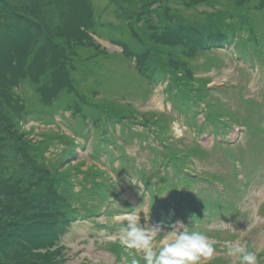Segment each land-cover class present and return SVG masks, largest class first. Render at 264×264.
I'll use <instances>...</instances> for the list:
<instances>
[{"label": "rangeland", "instance_id": "1", "mask_svg": "<svg viewBox=\"0 0 264 264\" xmlns=\"http://www.w3.org/2000/svg\"><path fill=\"white\" fill-rule=\"evenodd\" d=\"M238 10L233 19L226 17V12L221 10H202L194 0H0V72L6 76L8 71L5 85L13 87L17 94L14 96L8 92L4 97L0 87V98L3 97L0 100V210L8 211L21 202L25 204L35 199L24 189V182L38 181L48 190L50 181L47 180L54 177L58 181L57 178L65 176V170H70L74 187L80 188V194L85 196L81 201L72 203L77 210V218L73 217L65 227L47 232L44 226L30 225L18 230L21 232L19 237L36 243L30 252L16 251L20 247H15V244L7 247L4 225L0 229V247L6 254L0 253V264H28L27 256L43 264L45 261L38 258L48 254L53 255L49 257V263L59 260L60 264H129L131 256L121 251L119 243L120 229L125 222L116 221V216H102L98 220L103 226H97L84 215L91 204L87 192L84 195L80 185L89 183L103 172L114 171L117 173L115 180L122 184L123 198L117 199L118 202L124 205H127V201L131 202L135 208L133 213L140 216L142 225L145 223L142 213L147 208L148 193L141 182L142 175L121 161L111 165L108 163L107 154L104 153L107 145L99 142L104 132L100 125L101 109L113 115H133L152 132L158 129L149 121L153 116L167 122L162 139L142 127H135L137 130L131 131L117 125L116 128L111 127L109 133L132 157V164L136 163L140 169H144L152 182L160 181V165L165 166L172 154L177 152L176 148L180 147L183 149L182 156L194 157L183 165L181 172L171 165L174 179L193 180L194 184L199 185L201 177L222 174L227 183L233 181L239 185L235 182L237 162L234 164L233 158L228 156L229 149L217 148L212 136L202 141L198 139L201 124L197 121L202 114L195 116V122L187 101L180 106L172 91L166 87L168 75L163 78L161 72L156 70L157 63L170 61L156 56L144 64L146 46L137 45L140 41L138 31L144 40H147V36H152L154 40L161 36L162 41L168 42L172 39L170 31L191 29L200 36L216 34L226 27L231 30L240 20H252L249 14L241 13L242 8ZM255 16L263 31L264 41V11ZM138 23V28H132ZM72 55L78 64L74 68L67 61V57ZM193 57V68L182 71L193 82L202 84L210 81L214 86L226 84L229 88L233 83H240L246 97L253 99L243 105L239 101L238 90L236 93L227 90H217L215 93L223 97L219 104L226 115L240 114L244 120L247 117L252 119V122H246L252 133L241 135L238 144L247 148L246 164L252 167L256 161L250 154L261 148L259 156L264 155V132L257 131L255 127L256 124L264 126V118L258 123V116L252 112L253 105L264 101V63L259 60L256 72L246 70L237 60L233 47L231 50L199 51ZM35 80H39L41 94L48 106L54 105L55 95L59 98L58 103H62L59 112H35ZM157 81L161 83L154 84ZM64 89L72 93L67 103L57 95ZM85 100L95 102L96 106L85 108ZM25 101L29 102L31 109L20 114ZM69 102L73 106L68 107ZM83 109L81 116L75 115L77 110ZM174 123H178L183 130V136L178 140L172 134ZM125 124L130 123L126 121ZM76 127L80 128L79 134L74 132ZM48 138L53 146L43 154L42 147ZM118 144H109L116 154L119 149L122 151ZM34 148L36 151H31ZM192 150L194 154H191ZM127 153H123V158L127 157ZM36 158L40 161L37 162ZM241 169V176H244L248 169ZM64 186L65 181L61 186L63 190ZM57 187L60 188L58 184ZM232 194L236 197L233 212L220 211L211 223L188 229L200 231L215 241V256L223 258L224 264H239V261L227 256L223 242L240 239V231L246 230L249 225L250 231L243 240L257 253L264 249V213L259 209L264 204V167L253 184L243 189L238 197L234 191ZM177 199L170 193L157 201L165 206L170 225L182 216L178 201L173 202ZM28 215L31 216V213ZM3 216L6 219V215ZM107 222L110 228L105 227L104 223ZM169 231L171 229L163 230V237L156 238L157 248L170 234ZM47 237L51 244L49 246L42 241ZM135 256L140 264H144L141 253L136 252ZM210 260H202L201 264H207ZM258 264H264V260L259 262L258 259Z\"/></svg>", "mask_w": 264, "mask_h": 264}, {"label": "trees", "instance_id": "2", "mask_svg": "<svg viewBox=\"0 0 264 264\" xmlns=\"http://www.w3.org/2000/svg\"><path fill=\"white\" fill-rule=\"evenodd\" d=\"M196 1L197 5L202 9L210 12H217V11H223L226 12V17L233 18L236 17L237 12L239 11V8H242L241 13L245 12L246 14H249L252 18V20L249 22L248 20H240L238 21L237 25H234V27L230 30V28L226 27L222 29L219 33L216 34H208V35H198L194 34L191 29L189 30H182L183 32L179 31H170L172 34V39L168 42L162 41V37L158 36L155 37L157 40H154L152 36H147V40L143 39V36L141 38V33L138 31L137 38L140 39L137 45H145L146 50L143 53L144 55V64H148L149 61H151L153 58L155 59L156 56H160L162 58H165L166 60H170V63L166 62H160L156 65V70L161 72L162 77L164 78L166 75L169 74L171 78H173V82H170L167 87L170 90H173L172 84H175L178 87H181L182 90H189L191 84L194 82L186 77L184 74H182L183 70H190L193 68L192 66V60H195V57H193L194 53H197L199 51L207 52L208 50L213 49L214 47L223 46L229 42H231L235 36L233 35L235 31H238V33H246V36L249 38L250 41V49L251 51L256 54L260 55V44L263 43L262 33L260 24H258V18L255 16V14L264 11V0H194ZM200 2V3H198ZM205 2H210V4H205ZM232 20V19H231ZM228 22V21H227ZM234 22V21H232ZM171 23V22H169ZM140 24H134L132 28H138ZM236 27V29H235ZM163 31V30H161ZM132 36L133 33H130ZM138 40V39H135ZM91 50V49H90ZM192 51L191 53H189ZM259 57H262L261 55ZM67 61H70L68 65L70 67L74 68L77 67V59L73 58V55L71 57H67ZM173 62V63H172ZM205 62H209V60H205ZM212 62V61H211ZM68 63V62H66ZM75 65H74V64ZM73 65V66H71ZM72 74V72H70ZM8 78V71L6 73V76H2V71L0 72V87L1 90H3V95L6 97L8 92L11 95L17 96L15 90L13 87L8 88L6 87V80ZM26 78V77H24ZM102 82V81H101ZM39 80H35L33 87L35 90V93L33 94V102L35 103L34 109L35 112H41V111H53V112H59V105L62 103H58V97L53 98V104L48 106L44 101V95L41 94L40 86H39ZM200 84V83H199ZM206 83H202L201 85V93H199V96H203L204 91L206 90ZM72 93L68 91V89L62 90L61 93H57V95H60V99H62V102H66L70 99V95ZM3 97L0 98L2 100ZM207 99V96L204 98H201L202 101H205ZM199 100V101H201ZM95 103L93 101L89 102V105ZM73 106L71 102L68 103V107ZM85 108L91 109L93 106L84 105ZM84 108V109H85ZM209 108L212 109L210 112H218L221 110L220 106L218 104H209ZM31 105L28 101H25L23 104V107L19 110V113L22 114L26 112V110H30ZM89 109L86 110V112L89 111ZM209 112V113H210ZM20 113V114H21ZM52 137V136H51ZM48 142L42 147L43 148V154L47 150H49L53 144L49 143V138L46 139ZM42 145V144H41ZM31 151H36L34 148ZM45 151V152H44ZM44 157L47 156L44 155ZM36 161H40L39 158H36ZM48 163V162H47ZM51 167V166H50ZM50 167L48 169H50ZM65 176L63 178H60L55 181L54 177H51L47 181H50L49 189L45 190L43 188L41 182L36 181L34 183V180L31 182L29 181L24 182L23 186L26 191H29V194L33 195L35 199H30V201L26 202L25 204L21 202L18 206L11 208L10 210H0V229L4 228L6 229V241H8V246H13L15 244V247L17 250H25L26 252H30L33 250L32 246H34L36 243L32 241H26L25 239L19 237L21 234L20 231H18L21 227H27L30 225H36V226H44V231H57L63 227H65L67 224H70L72 222V218L77 216V210L75 207L72 206V203L74 201H77L76 198L79 197L76 193V190L74 189L75 181L73 179V175L70 172V170L64 171ZM52 176V174H51ZM65 181L64 190L62 189V183ZM57 184L60 186L57 187ZM39 186V188L33 189V187ZM1 188V187H0ZM38 191V194L36 193ZM28 205L30 208H28ZM62 205L64 207H62ZM4 207V206H3ZM3 207L1 209H3ZM10 211V213H8ZM31 213V216L28 215ZM6 215V219H4L3 215ZM4 219V220H3ZM17 232V236L15 235ZM59 233V232H58ZM51 239H54L53 237H50ZM60 238V237H59ZM58 238V239H59ZM57 239V240H58ZM44 244L46 246H49L51 244L48 243L49 237L45 238ZM15 242V243H14ZM1 254L4 255L5 250L0 247ZM49 257H53L52 254H48L45 256H39V260L45 261L43 264H60L59 260H56V262L49 263ZM26 262L28 264H39V262H36L35 259H31L30 256H27Z\"/></svg>", "mask_w": 264, "mask_h": 264}, {"label": "clouds", "instance_id": "3", "mask_svg": "<svg viewBox=\"0 0 264 264\" xmlns=\"http://www.w3.org/2000/svg\"><path fill=\"white\" fill-rule=\"evenodd\" d=\"M172 134L177 140L183 136L178 123L172 125ZM115 220L125 222L120 229L119 243L126 249L141 253L144 264H201L202 260L212 259L217 252L215 241L200 231H189L181 221L170 226V234L157 248L156 238L163 231L160 225H149L147 221L142 225L136 213L116 216ZM224 226L227 227V224L224 223ZM250 228L249 225L246 230L240 231V239L223 242L227 256L237 259L239 264H258L257 251L251 250L247 241L243 240ZM132 264H140V261L133 259Z\"/></svg>", "mask_w": 264, "mask_h": 264}]
</instances>
